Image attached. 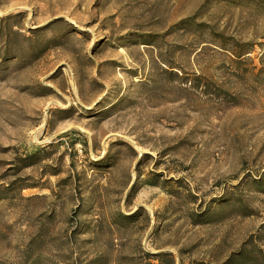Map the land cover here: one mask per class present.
Listing matches in <instances>:
<instances>
[{
  "label": "rangeland",
  "instance_id": "rangeland-1",
  "mask_svg": "<svg viewBox=\"0 0 264 264\" xmlns=\"http://www.w3.org/2000/svg\"><path fill=\"white\" fill-rule=\"evenodd\" d=\"M260 42L223 0H0V264H264Z\"/></svg>",
  "mask_w": 264,
  "mask_h": 264
},
{
  "label": "trees",
  "instance_id": "trees-1",
  "mask_svg": "<svg viewBox=\"0 0 264 264\" xmlns=\"http://www.w3.org/2000/svg\"><path fill=\"white\" fill-rule=\"evenodd\" d=\"M227 2V4L232 5V6H237V7H242V6H250L252 7L259 18L264 19V0H223ZM220 37L223 38V43L221 44V48H223L225 51L230 52L236 60L245 58L249 56V54H252L255 51V44L256 42L254 41H247V42H242L235 38L234 36L231 35H225V34H220ZM258 45L261 46V48L264 51V42L258 43Z\"/></svg>",
  "mask_w": 264,
  "mask_h": 264
},
{
  "label": "bare ground",
  "instance_id": "bare-ground-1",
  "mask_svg": "<svg viewBox=\"0 0 264 264\" xmlns=\"http://www.w3.org/2000/svg\"><path fill=\"white\" fill-rule=\"evenodd\" d=\"M96 42V41H95Z\"/></svg>",
  "mask_w": 264,
  "mask_h": 264
}]
</instances>
